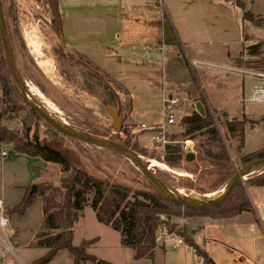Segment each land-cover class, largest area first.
<instances>
[{
    "label": "rangeland",
    "instance_id": "374dc122",
    "mask_svg": "<svg viewBox=\"0 0 264 264\" xmlns=\"http://www.w3.org/2000/svg\"><path fill=\"white\" fill-rule=\"evenodd\" d=\"M1 1L7 29L12 40L14 58L23 78V85L27 94L35 102L43 105L51 115L58 118L60 116L64 119L65 121L63 122L71 128L93 133L124 144L127 143L150 166V170L156 179L166 184L171 190L177 192L180 190L185 192L195 191L202 195L224 189L236 172L243 167L244 164H242L240 157L264 147V92L262 99L260 94L257 93L256 96L253 93L251 96L256 99L255 102L241 100L237 104L233 101L238 95L237 88L231 87V84H234L237 80L244 79L247 85L249 83L253 85L261 77L230 71L226 68L263 73L264 71L247 69L244 65L238 64L235 58L200 56V59L204 62L219 65L222 68L200 64L196 66V74L192 73L188 76V79L195 86L197 82L203 85L217 104H214V108L209 107V105L201 101L202 96H200L199 91L194 86L185 85L175 92L185 98L180 116L184 115L182 118H185L195 111L198 112L196 106L198 101L203 104L205 111L207 108L211 110L216 129L230 156L229 165L234 170V173L230 177H221L217 174L209 173L207 169H211V165L199 157L198 142L202 138L201 136L196 138L186 136L184 127L181 125L182 118L168 129V139L172 144L179 143L186 155L189 152L194 153L195 158L187 161L188 164L185 163L184 168L168 165L170 169H167L163 166H158L165 164L163 160L166 144L156 143L154 140L156 133L149 134L150 130L139 131V126H135L130 118L131 99L128 91L123 88V85L113 75L97 70L93 63L86 58H90L89 56L85 55L86 57H84L76 53L70 42L65 40L63 34L58 30L61 12L59 14L56 11V1ZM59 1L63 6L73 9V7L78 8V5L87 4L98 7L110 0ZM203 3L204 0H188L186 6L192 7L185 12L187 17L196 16L201 18L211 14L209 10H205ZM175 13L178 15L177 11ZM212 14L215 15V12L212 11ZM203 20V18L198 19L196 23L198 28L203 29L206 25H209ZM96 22H100L99 18ZM199 32L201 35H199ZM196 33L200 37L207 35L203 30L196 31ZM3 59H5V52L0 36V63ZM90 60L92 59L90 58ZM262 67L264 69V65ZM230 78H234L232 82L229 81ZM32 86L39 89L60 112L56 113L50 110L30 90ZM246 97H250L248 90ZM220 103L228 104L231 107L239 105L245 108L246 116L238 117L246 120L244 150H239L238 137L231 135L228 131L227 122L231 117L226 115V110L222 108L223 104ZM109 107L113 108L120 118L119 128L115 125V120L109 111ZM249 109H252L251 115L248 112ZM0 115H2L3 124L13 129L18 135L33 143L59 152L73 165L82 167L99 178L114 180L133 189L151 190V186L145 179L143 172L136 169L124 156L110 149L88 145L63 135L54 127L48 125L40 116L32 115L22 100L16 98L12 100L5 95L2 79H0ZM134 127L137 130L135 133L133 132ZM142 134L145 135L143 136ZM187 140H192L188 148L186 147ZM5 145H7V150L10 151L11 155L16 152L12 144ZM3 146V144H0V154ZM33 169L35 172L46 170L44 175L47 180L45 181L53 182L55 185L60 184L62 177V165L60 163L54 162V165L47 169L36 165ZM263 169L256 170L253 174L261 173ZM179 172L182 174H179ZM6 174H9V172ZM1 176L2 169L0 166V179ZM247 179H243L236 195L239 196L244 191L251 206H253L254 203L251 197L256 195L255 189H252L253 186H250L246 181ZM1 190L2 183L0 182V192ZM258 192L255 197H257L258 201V211L262 215L253 213L254 217L252 216L257 223L264 214V188L259 189ZM37 198L40 197L37 195ZM190 214L187 211H183L181 215L163 216V218L167 219L168 224L164 223L162 225H166L170 231L168 225L173 224L174 231L171 232L179 235L184 230L188 233L192 232L193 228L198 227V220L210 218L209 215L205 214ZM210 215L212 216L213 214ZM95 237H98V241L90 245L87 251L102 260L111 261L115 264H164L160 257L157 259H135L134 250L124 243L122 233L110 225L100 222L96 211L90 205H86L82 216L75 223L73 243L80 245L83 241ZM158 245L163 246L161 244ZM232 246V249L222 248L221 246L211 251L214 253L213 256L223 264H264L263 239L255 241L252 239L251 233H249L241 241L234 240ZM181 247L183 246L173 248L168 244L167 259L169 260V257L173 255L179 257ZM30 250L25 249L23 255L22 251L19 252L26 263H29L36 255H45L47 252L46 248ZM187 263L193 264L194 262L188 259ZM49 264H73V258L67 249H63ZM85 264L94 263L86 262Z\"/></svg>",
    "mask_w": 264,
    "mask_h": 264
},
{
    "label": "crops",
    "instance_id": "0c3cea01",
    "mask_svg": "<svg viewBox=\"0 0 264 264\" xmlns=\"http://www.w3.org/2000/svg\"><path fill=\"white\" fill-rule=\"evenodd\" d=\"M187 1L110 0L98 7L87 4L71 9L58 0L65 40L124 86L131 99L130 118L135 126L158 124L161 121L163 93H175L185 85L194 86L204 103L214 108L217 102L213 101L203 85L197 82L195 86L188 79L192 73L196 74L193 62H204L200 56L235 58L238 64L247 69L264 71V0H241L243 8L233 0H204L203 7L211 14L201 17L203 22L209 24L203 29L196 25L200 17H187L185 14L192 7L186 6ZM246 11H251L255 19L245 18ZM98 18L100 22H96ZM199 30L205 31L207 35L198 36L196 31ZM232 79L229 81L232 82ZM257 81L253 85H247L245 79L231 84V87L237 88L238 94L233 101L237 104L241 100L255 102L256 99L251 96L253 93L256 96L260 94L261 98L264 81ZM247 90L250 97H246ZM220 104H223L222 108L231 118L246 116L242 106ZM248 112L251 115L252 109ZM3 145L0 154V198L10 209L23 199L27 191H31L34 184L47 180L44 175L46 170L35 172L33 167L38 165L47 169L54 162L25 153L14 152L11 155L8 150L4 155V147L7 145ZM61 173L63 175L62 170ZM263 188L253 186L252 189L258 195L259 189ZM255 196L251 197L253 210L243 211L230 219L198 220V227L193 228L194 242L213 264H223L213 256L211 250L216 247L232 249L234 240L241 241L249 233L255 241L264 240V214L258 223L253 218V213L262 215L258 211ZM10 219V228L0 232L5 242V247L1 249L0 264H34L42 254L36 255L29 263H26L22 255L25 249H45L34 245L44 222L42 198L35 199L23 216L11 213ZM95 238L98 241V237ZM9 245L11 249L8 251ZM194 249L191 245L183 246L179 250V257L173 255L168 260L167 246L158 245L154 259L160 257L164 264H189L187 260L191 259L193 264H197L199 257Z\"/></svg>",
    "mask_w": 264,
    "mask_h": 264
},
{
    "label": "trees",
    "instance_id": "16d2710c",
    "mask_svg": "<svg viewBox=\"0 0 264 264\" xmlns=\"http://www.w3.org/2000/svg\"><path fill=\"white\" fill-rule=\"evenodd\" d=\"M55 1L56 11L60 14L58 0ZM233 1L240 7H244L241 0ZM244 17L250 20L255 19L251 11H246ZM58 24V30L63 34L61 14ZM73 50L86 57L77 50ZM86 58L93 63L97 70L107 73L90 58ZM5 60L6 56L0 63V79L3 80L5 95L12 100L14 98L22 100L26 104L14 84L9 64ZM201 101L204 103L203 99ZM26 106L32 115L40 116L29 105L26 104ZM182 119L181 125L184 127L186 136L191 138L201 136L202 139L198 142L199 157L211 165V169H207L209 173L221 177H230L234 170L229 165L230 156L216 129L211 110L207 108L205 115L195 111ZM227 128L231 135L238 137L239 150H244L246 120L237 117L231 118L227 122ZM70 138L82 142L76 138ZM0 144H12L17 153L42 157L45 161L62 165L63 175L60 184L55 185L50 181L38 183L36 193L30 194V190L27 191L23 199L8 210L9 214L17 213L23 216L35 201L37 195L43 200L44 222L42 229L37 233L34 245L46 248L47 252L35 260L34 264H49L63 249L69 251L73 258V264H85L86 262L114 264L99 259L87 251L88 247L97 241V238L85 240L80 245L73 243L75 223L82 216L86 205H90L96 211L100 222L110 225L122 233L124 243L134 250L135 259H154L159 227L164 223L168 224L167 219L163 216H177L181 215L183 211H187L191 213L190 215L205 214L209 215L212 220H218L230 219L243 211L253 209L244 191L239 196L236 195L243 180L232 189L222 202L212 206L194 207L170 200L154 189L148 181L151 190L133 189L114 180L99 178L84 168L73 165L64 156H57L43 146L18 135L13 129L3 124L2 115H0ZM125 145L129 147L127 143ZM259 158H264V147L240 157L243 166ZM187 161L186 154L179 143L165 145L163 162L166 165L184 168V164H188ZM246 181L250 186L264 187V169L261 173L250 175ZM168 226L170 231H174L173 224ZM192 234V232L188 233L184 230L179 235L183 236L189 245L193 246L200 255L205 256L206 260L211 262L210 258L194 242Z\"/></svg>",
    "mask_w": 264,
    "mask_h": 264
},
{
    "label": "water",
    "instance_id": "95a60500",
    "mask_svg": "<svg viewBox=\"0 0 264 264\" xmlns=\"http://www.w3.org/2000/svg\"><path fill=\"white\" fill-rule=\"evenodd\" d=\"M257 21L260 24L262 23L261 20H257ZM0 36H1L2 43L4 46V50H5L6 60L9 64V67L12 73V79L14 81V84L17 90L19 91L20 96L26 102L27 105H29L35 112H37L40 115V117L44 119L46 123L54 127L56 130H58L60 133H62L65 136L76 138L88 145L110 149L116 153H119L122 156H124L123 154H128V155L135 157L138 160L140 166L142 167V170L140 171L143 172L147 181L153 186L154 189L159 191L161 194H163L165 197L169 198L170 200L176 201L183 205L194 206V207H205V206H212V205L218 204L227 197V195L232 191V189L241 180L247 179V177L252 175L253 172H255L256 170L264 168V158L253 160L252 162L240 168L236 172V174L231 178L230 182L226 186L225 194L219 199L208 201V202L196 203V202H191L183 198H180L177 194L171 191L170 188L166 184L156 179V177L153 175L152 171L150 170V166H148L143 161L139 153L127 147L125 144L121 142H118V141H115V140H112L106 137L98 136L93 133L80 131V130L67 126L61 119H59L57 116L51 115L49 112L46 111L43 105H40L37 102H35L27 94V92L25 91L24 85H23V78L21 76L20 70L14 58L11 39H10L9 32L7 29V24H6L5 15L3 11V5H2L1 0H0ZM197 109L201 115H205V108L201 102L197 103ZM109 111L115 120L116 127L119 128L120 118L117 112L111 107H109ZM43 147L47 149L48 151L54 153L55 155L61 156L59 152L54 151L45 146ZM186 158L188 161H191L195 158V154L192 152H189L187 153ZM37 190H38V186L34 184L32 186L30 194L36 193Z\"/></svg>",
    "mask_w": 264,
    "mask_h": 264
},
{
    "label": "built area",
    "instance_id": "2783aa9c",
    "mask_svg": "<svg viewBox=\"0 0 264 264\" xmlns=\"http://www.w3.org/2000/svg\"><path fill=\"white\" fill-rule=\"evenodd\" d=\"M212 65L215 67L222 68V66L219 65H214V64H208L206 62L202 61H194L193 65ZM230 71H235V72H240V73H245V74H251V75H257L261 77V79L264 81V73L263 72H253V71H248V70H243V69H235V68H226ZM162 108H161V121L157 125H152V126H147L146 124H142L139 126V131L141 130H150V131H155L154 135V140L156 143H162L163 145L170 143V140L168 139V129L175 125L180 118L183 116L181 115L182 112V106L185 102V98L181 97L177 93H169V92H164L162 95ZM188 114V113H187ZM185 114V115H187ZM136 127H134L133 132L135 133ZM122 134V132H121ZM190 142L192 140H187L186 147L188 148L190 146ZM3 154H7V146L4 147ZM9 208L5 204V201L0 198V232L4 230H8L11 226V219H10V214L8 212ZM10 234V233H9ZM156 242L157 244H161L163 246H167L170 244L173 248H178L179 246H189V244L186 242L183 236L178 235L175 232L169 231L168 227L166 225H162L159 227L157 237H156ZM2 247H5V242L1 238L0 235V254H1V249ZM7 248V246H6ZM11 249V246H8V251ZM195 254L199 257V261L197 264H213L212 262H209L206 260L205 256L200 255L196 249Z\"/></svg>",
    "mask_w": 264,
    "mask_h": 264
},
{
    "label": "bare ground",
    "instance_id": "6f19581e",
    "mask_svg": "<svg viewBox=\"0 0 264 264\" xmlns=\"http://www.w3.org/2000/svg\"><path fill=\"white\" fill-rule=\"evenodd\" d=\"M30 90L36 95L38 96L45 104L46 106L52 110L53 112H56V113H59L60 111L58 110V108L53 105L52 102H50L46 97L45 95L39 90L37 89L35 86H32L30 88ZM60 119H62L60 116H59ZM62 121H65L64 119H62ZM190 144V143H189ZM124 157L129 160L138 170H142V167L140 166L138 160L131 156V155H128V154H123ZM151 166H153V164H151ZM158 166H163L167 169H170V167L166 164H162V165H158ZM176 172V171H175ZM179 174H182L179 172ZM171 190V189H170ZM173 191V190H171ZM225 191H226V187L224 189H219L215 192H212V193H208V194H198L197 192L195 191H190V192H185L183 190H180L179 192L177 191H173L175 194H177L180 198H183L185 200H188V201H191V202H196V203H199V202H208V201H213V200H216V199H219L221 198L224 194H225Z\"/></svg>",
    "mask_w": 264,
    "mask_h": 264
}]
</instances>
